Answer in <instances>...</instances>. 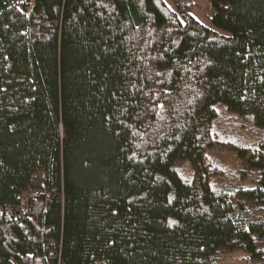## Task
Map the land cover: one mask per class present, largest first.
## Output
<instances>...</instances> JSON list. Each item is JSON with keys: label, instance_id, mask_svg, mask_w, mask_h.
<instances>
[{"label": "trees", "instance_id": "trees-1", "mask_svg": "<svg viewBox=\"0 0 264 264\" xmlns=\"http://www.w3.org/2000/svg\"><path fill=\"white\" fill-rule=\"evenodd\" d=\"M172 1L0 0V264H264V0Z\"/></svg>", "mask_w": 264, "mask_h": 264}, {"label": "rangeland", "instance_id": "rangeland-1", "mask_svg": "<svg viewBox=\"0 0 264 264\" xmlns=\"http://www.w3.org/2000/svg\"><path fill=\"white\" fill-rule=\"evenodd\" d=\"M164 1L170 8H173L174 4L172 0H164ZM192 1H193V5L191 6V14L195 17V19L200 23H202L203 25L215 31L221 32L218 29H216L209 20V0H192ZM186 100H187L186 98L184 99L181 98L182 101L181 103L185 105ZM219 117H220L218 119L219 121H217V125L214 127V131L221 132L225 128L226 124H231L232 133H235V135L229 132V135L226 136L227 139H231V138L233 139L234 138L233 136H239V135L240 137L241 136L245 137L244 132L241 131L243 129L239 128L241 121L237 119H234L232 121V119L235 118L236 116L230 115L224 111H219ZM220 161L222 162L223 169L226 170V172L232 173L233 170L237 171L238 168L234 166V157L232 156L231 153L223 152L221 154ZM180 169L182 170L183 168ZM224 264H250V263L246 260V255H244L243 253H234L228 256Z\"/></svg>", "mask_w": 264, "mask_h": 264}, {"label": "built area", "instance_id": "built-area-1", "mask_svg": "<svg viewBox=\"0 0 264 264\" xmlns=\"http://www.w3.org/2000/svg\"><path fill=\"white\" fill-rule=\"evenodd\" d=\"M38 193L33 194V196H37Z\"/></svg>", "mask_w": 264, "mask_h": 264}]
</instances>
